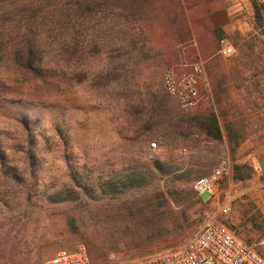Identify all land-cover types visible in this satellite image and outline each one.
I'll list each match as a JSON object with an SVG mask.
<instances>
[{
	"label": "rangeland",
	"instance_id": "obj_1",
	"mask_svg": "<svg viewBox=\"0 0 264 264\" xmlns=\"http://www.w3.org/2000/svg\"><path fill=\"white\" fill-rule=\"evenodd\" d=\"M91 1L0 0V264H44L78 244L91 264L179 246L210 208L196 178L222 156L248 165L264 151V36L249 0ZM195 62L203 99L184 108L163 77ZM212 117L220 140L202 130ZM22 119L38 148L33 172ZM228 124L243 136L234 150ZM131 173L149 184L124 190ZM246 187L256 209L225 221L264 256V172L234 188Z\"/></svg>",
	"mask_w": 264,
	"mask_h": 264
},
{
	"label": "built area",
	"instance_id": "obj_2",
	"mask_svg": "<svg viewBox=\"0 0 264 264\" xmlns=\"http://www.w3.org/2000/svg\"><path fill=\"white\" fill-rule=\"evenodd\" d=\"M218 53L229 56L233 53V47L226 39H220ZM202 75V63L195 62L188 71L166 72L164 87L182 107L192 108L203 99L198 88ZM151 147L155 148L156 144L151 143ZM248 164L254 171H261L254 155L249 156ZM230 173L231 160L225 155L208 173L193 182L192 188L198 198L202 193L208 194L204 202L210 208L198 232L183 244L129 258H118L112 253L106 264H264V256L225 221L238 197ZM44 264H91V261L87 247L78 244L73 251H57Z\"/></svg>",
	"mask_w": 264,
	"mask_h": 264
},
{
	"label": "trees",
	"instance_id": "obj_3",
	"mask_svg": "<svg viewBox=\"0 0 264 264\" xmlns=\"http://www.w3.org/2000/svg\"><path fill=\"white\" fill-rule=\"evenodd\" d=\"M57 1V0H53ZM87 1L89 0H78V7L82 8L83 3L86 2L84 5L85 7H91L96 6V4L90 0L89 6L87 5ZM253 9V17L255 24L260 27L261 34L264 36V12H263V5L258 2L257 0H249ZM213 33L217 36L218 39H221V35H223V32L221 31V28L217 27L214 29ZM20 126L23 133V138L21 142V147L23 148V152L25 155L26 163L28 168L31 170V172L36 169V165L38 163V158L36 157L37 149L36 148V141L31 136V128L28 126V122L25 119L20 120ZM202 130L211 138L220 140L222 138V131L218 125L217 119L215 117L208 118L206 122L202 123ZM227 132H228V140L231 145V149H236L241 141L243 140V136L240 134V132L235 131L232 126L229 124L227 125ZM4 163V156L0 155V164L2 165ZM153 167L157 170H161V164L158 162L153 163ZM251 166L248 164H238L235 163L233 165V174L232 177L235 181H244L248 179L251 176ZM167 171V170H166ZM32 177L33 174H32ZM35 178V177H34ZM124 190H131L137 187L145 186L149 184V181L146 179V176L141 173H131L127 174L124 178ZM111 184L108 185V192H105L106 194H110L112 198L117 197L115 194H112V192H115V188L117 185H114L113 182H110ZM66 198H54V202L63 201ZM176 200V199H175Z\"/></svg>",
	"mask_w": 264,
	"mask_h": 264
},
{
	"label": "crops",
	"instance_id": "obj_4",
	"mask_svg": "<svg viewBox=\"0 0 264 264\" xmlns=\"http://www.w3.org/2000/svg\"><path fill=\"white\" fill-rule=\"evenodd\" d=\"M224 11V10H222ZM209 23H210V19L207 20ZM216 26L218 24H215ZM250 155H255V157L257 158L258 160V163L261 161V160H264V151L262 152H259V151H251L249 152L246 157H249ZM232 165L231 164V172H233V169H232ZM260 166V165H259ZM261 171L264 172V169L261 168ZM231 175V174H230ZM231 178V176H230ZM247 180V179H246ZM245 181V180H244ZM234 182L236 183V187H240L242 185V182L243 181H235ZM253 187H246V188H239L240 189V194L238 195V198L235 200V203H234V213H235V221L237 223H244L245 220L250 217V214L252 211H254V208L253 209V205H252V202L253 201L254 203H257L258 204V201L256 202L254 198L252 197H247L246 194L248 193V191H250ZM246 193V194H244ZM241 194H244L243 197L239 198V196ZM261 197V196H260ZM261 201H263V199L261 198ZM264 202V201H263ZM260 204V202H259ZM239 214V215H238ZM239 217V218H238ZM246 224H248L246 222ZM233 228V227H232ZM235 229V228H234ZM236 230V229H235ZM239 234V232H237ZM240 235V234H239ZM241 236V235H240Z\"/></svg>",
	"mask_w": 264,
	"mask_h": 264
}]
</instances>
